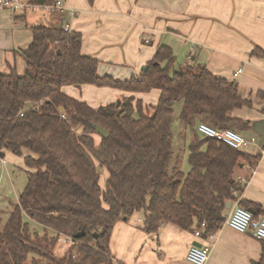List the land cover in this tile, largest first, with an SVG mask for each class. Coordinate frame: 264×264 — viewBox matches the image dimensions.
I'll return each mask as SVG.
<instances>
[{
    "label": "trees",
    "instance_id": "1",
    "mask_svg": "<svg viewBox=\"0 0 264 264\" xmlns=\"http://www.w3.org/2000/svg\"><path fill=\"white\" fill-rule=\"evenodd\" d=\"M32 1L50 5L57 0ZM14 19L25 21V15ZM29 29L33 40L20 50L24 71L12 66L0 72V150L23 157L28 171L27 184L4 226L0 216V264H113L110 245L116 223L138 212H143L147 233H156L164 222L184 230L206 222V236L227 220L229 200L256 216L264 214L260 204L237 195L251 176L244 182L236 177L243 163L251 169L259 164L264 144L253 154L197 128L200 122L218 129L252 128L251 122L231 115L235 109L253 107L236 80L202 64L175 70L176 55L162 44L145 70L122 81L98 73L100 61L82 53L81 32L46 25ZM85 85L131 95L120 97L119 105L93 107L64 91L66 86ZM153 90L160 92L156 103L136 96ZM256 96L264 101V91ZM178 101L184 102L180 118L190 131L187 173L177 164L171 167ZM93 123L107 130L99 142ZM104 169L108 176L102 188ZM61 234L74 243L58 257ZM261 241L262 255L255 264H264Z\"/></svg>",
    "mask_w": 264,
    "mask_h": 264
},
{
    "label": "crops",
    "instance_id": "2",
    "mask_svg": "<svg viewBox=\"0 0 264 264\" xmlns=\"http://www.w3.org/2000/svg\"><path fill=\"white\" fill-rule=\"evenodd\" d=\"M46 10L47 14L35 13L32 18L25 14V21L0 10V69H6L0 72L16 66V56L25 64L20 50L33 40L30 26H68L69 31L82 33V53L100 61V75H139L162 44L169 45L174 53L186 49L190 60L206 65L216 75L236 80L241 95L253 100V107L235 109L232 116L251 123L264 119V101L256 96L264 91V0H64V9ZM44 20L45 24H38ZM240 68L243 71L236 74ZM118 90L94 85L64 88L67 94L93 107L131 95ZM159 95L158 90L136 94L145 103H156ZM246 132L256 133L252 128ZM245 151L255 154L261 147ZM106 171L104 184L100 180L102 188L106 186ZM248 176V183L237 195L260 204L264 212V157L254 169L243 163L236 170L242 182ZM236 202H232L229 214ZM143 220V212H138L116 223L110 245L113 264H193L187 252L197 242L209 247L205 264H255L262 255L261 240L225 223L212 236L198 238L194 229L184 230L171 222H164L156 233H147ZM69 246L58 243L56 253L64 256Z\"/></svg>",
    "mask_w": 264,
    "mask_h": 264
},
{
    "label": "built area",
    "instance_id": "3",
    "mask_svg": "<svg viewBox=\"0 0 264 264\" xmlns=\"http://www.w3.org/2000/svg\"><path fill=\"white\" fill-rule=\"evenodd\" d=\"M38 8L48 10L64 9V0H57L50 5L36 4L32 0H0V10L9 11L13 16L25 15L36 11ZM65 30L69 31V27L65 26ZM242 71L243 69L240 68L236 74ZM62 116L65 117V114L63 113ZM197 128L201 134L216 138L236 149L244 150L252 146L261 147L260 137L256 133L247 135L233 128L218 129L205 122H200ZM244 181H246L245 178H243ZM225 224L240 233H250L254 238L264 240V214L256 216L248 208L240 205L239 201L231 210ZM193 233L198 238L205 237L204 234L207 233L206 222H202L200 226L194 228ZM209 235L212 236V234ZM58 243L73 244L74 241L72 237L61 234ZM208 256L209 247L203 245H191L187 252V259L193 264H205Z\"/></svg>",
    "mask_w": 264,
    "mask_h": 264
},
{
    "label": "rangeland",
    "instance_id": "4",
    "mask_svg": "<svg viewBox=\"0 0 264 264\" xmlns=\"http://www.w3.org/2000/svg\"><path fill=\"white\" fill-rule=\"evenodd\" d=\"M45 11L47 10L44 8H38L36 11L30 12L28 14V17L32 18V15H34L35 13L42 14L45 13ZM43 22L44 23L40 21L38 24H45V20ZM175 55H176L175 70H181V69L185 70L188 68H193L197 64V62L194 63L192 60L188 58V52H186V49L176 52ZM12 61H13L12 63L15 62L13 58ZM16 67L19 71H24L23 68L25 67V64L24 62L23 65L21 64V59L18 56H16ZM125 68L127 69V67ZM0 70L4 71L6 69H0ZM108 75L122 81L128 80L132 76L131 75L129 78L128 77L125 78L124 76L119 77L118 75H110V74ZM104 88L113 90L112 87H104ZM92 96L94 97L95 95L92 94ZM146 104L144 103V105ZM183 104H184L183 101H178L175 103V114L172 122V130L174 133L173 143H174V150L176 156L175 159H173L172 161L171 167L177 164L185 173H187L191 168L188 160L190 134L188 133V130L186 131L187 132L186 134L185 132L186 128L184 122L180 118V112ZM233 129H236L241 133L247 134L246 131L241 130L239 127L238 128L235 127ZM95 138L99 142L100 136L98 134L95 135ZM1 152L4 151L0 150V153ZM105 171L106 170H103L102 172L103 174L101 178L102 184H104ZM106 173L108 175L107 171ZM27 181H28V171H27V167L25 166L23 157L15 155L14 153L9 151L6 153L5 156L0 155V216L3 219L2 226H4L8 222L12 210L19 202V197L22 191L24 190ZM29 219L30 218H28V220ZM57 248H58V244L55 248V254L56 256L60 257V255L56 253ZM25 264H30V261H28Z\"/></svg>",
    "mask_w": 264,
    "mask_h": 264
},
{
    "label": "water",
    "instance_id": "5",
    "mask_svg": "<svg viewBox=\"0 0 264 264\" xmlns=\"http://www.w3.org/2000/svg\"><path fill=\"white\" fill-rule=\"evenodd\" d=\"M146 66L142 67V70H145ZM120 104V101H118V105ZM93 128L96 130V132L98 133V135H100L101 137H105L107 135V130L105 128H103L102 126L93 123L92 124ZM252 129L259 135L260 137V143L264 144V119H258L255 120L251 123ZM1 156H4V153L1 152L0 153ZM232 200L227 201L226 203V208L227 209H231L232 207ZM250 211H252L254 213V211L252 209H249ZM84 234V231H81L80 233H78L76 235V237H81ZM194 245L197 246H202L201 243L197 242Z\"/></svg>",
    "mask_w": 264,
    "mask_h": 264
}]
</instances>
